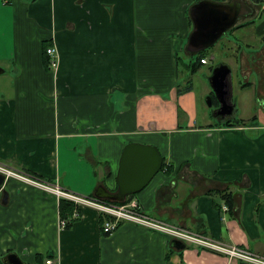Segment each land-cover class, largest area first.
Segmentation results:
<instances>
[{"label": "crops", "instance_id": "1", "mask_svg": "<svg viewBox=\"0 0 264 264\" xmlns=\"http://www.w3.org/2000/svg\"><path fill=\"white\" fill-rule=\"evenodd\" d=\"M198 1L0 0V161L95 195L100 185L117 191L127 144L154 145L164 168L131 199L152 217L264 256V1L244 0L250 9L208 48L219 62L199 65L201 90L192 76L176 81L184 51L197 58L186 47ZM46 46L59 52L56 71L47 67ZM192 62L185 66L194 74ZM221 64L232 70L233 114L215 112L217 98L204 104L215 95L209 77ZM59 218L54 194L6 178L0 256L15 252L27 263L49 254L45 262L53 264H250L195 243L177 246L130 222L107 234L90 207L71 227L59 228Z\"/></svg>", "mask_w": 264, "mask_h": 264}, {"label": "water", "instance_id": "2", "mask_svg": "<svg viewBox=\"0 0 264 264\" xmlns=\"http://www.w3.org/2000/svg\"><path fill=\"white\" fill-rule=\"evenodd\" d=\"M250 9L244 0L214 1L199 0L192 5L190 15L193 29L188 39L186 50L190 54H198L213 46L219 39L235 27L239 19ZM4 70L0 67V73ZM232 70L225 64L217 66L209 77V84L219 102L215 112L223 115L233 114L234 103L231 82ZM208 104L211 106V98ZM164 158L159 149L150 144L132 142L125 146L117 174V191H109L100 185L95 196L123 202L129 195L136 194L144 189L155 175L161 171ZM5 176L0 173V190L3 189ZM4 196H7V192ZM185 246L182 240L174 239ZM6 264H27L21 257L12 252L4 257Z\"/></svg>", "mask_w": 264, "mask_h": 264}, {"label": "built area", "instance_id": "3", "mask_svg": "<svg viewBox=\"0 0 264 264\" xmlns=\"http://www.w3.org/2000/svg\"><path fill=\"white\" fill-rule=\"evenodd\" d=\"M46 54L48 56L47 67L52 71H56L59 66V52L57 48L55 46H48L46 48ZM201 62L203 64L207 63V58H202ZM0 173H2L6 178H17L28 184L48 191L54 194L59 200L65 199L73 202L76 205L74 212L75 218L80 216V210L82 208L90 207L95 209L99 214H103L105 217L103 222V231L107 234L114 232L122 223L130 222L152 231L164 233L173 238L212 249L228 256L230 259H235L250 264H264V256L257 254L248 248L227 244L221 240L211 238L198 232H193L187 227L177 226L161 219L152 217L143 210L142 206L139 205L136 200L130 199L124 203H117L109 199L96 197L94 195L91 196L78 194L58 184H52L48 181H45L36 175L14 169L1 161ZM223 210H227L226 205L223 206ZM67 223L68 221L66 219L59 218L58 226L59 228H65ZM45 263L53 264L52 259H48Z\"/></svg>", "mask_w": 264, "mask_h": 264}, {"label": "trees", "instance_id": "4", "mask_svg": "<svg viewBox=\"0 0 264 264\" xmlns=\"http://www.w3.org/2000/svg\"><path fill=\"white\" fill-rule=\"evenodd\" d=\"M224 1H226V0H220V2H224ZM254 1H258V0H254ZM46 48H47V46L45 47V53H46ZM207 50H204V51L198 53L197 54L196 61L195 62H192L191 68H193V72L194 73L199 69V65L202 64L201 63V59L204 58V57H206ZM47 60L48 59L45 57L46 64H47ZM212 101H213V104H215V102H216V97L215 96L212 97ZM228 124L233 125V126H236V125H239L240 124V121L239 120H236V122H234V123H228ZM164 165H165V163L163 164L162 169L164 168ZM117 188H118V186H117ZM134 195L135 194L129 195L126 198V200L123 201V202H117V201H115V202H117V203L127 202ZM74 212H75V204L73 202H70V201L65 200V199H61L60 200V215H61V218L66 219L68 221V223L66 225L67 228L68 227H71L72 224L74 223V221H76V220L79 219L78 216L76 218L74 217ZM104 220H105V217L103 216V214H100V222H101L102 231H103V222H104ZM46 257H51V256L49 254H47L46 256H44L42 254H36L34 256L33 261L27 262V264H45ZM0 264H6L4 262V260H3V257H1V256H0Z\"/></svg>", "mask_w": 264, "mask_h": 264}, {"label": "rangeland", "instance_id": "5", "mask_svg": "<svg viewBox=\"0 0 264 264\" xmlns=\"http://www.w3.org/2000/svg\"><path fill=\"white\" fill-rule=\"evenodd\" d=\"M243 31H247V32H251L252 31V26L251 25H245L244 27H243ZM206 55H208V57H207V59H209V61H210V64L211 65H213V66H216L217 65V63L219 62V57H217L215 60H214V58H211V55L209 54V52H206ZM192 56V55H191ZM182 58H183V60H181V61H179V67H178V75H177V77L178 78H176V81L178 82L179 81V83L178 84H180V83H184L185 81H186V79H188L189 77H191L192 76V78H194L195 79V82H194V84H195V86H197V88H199L200 90L203 88V82H202V80L200 79V76H199V70L196 72V73H192V71H191V69H189V68H187L185 65L186 64H188L190 61H196V57L194 58H192L191 57V60H190V57H188V55H186V53H185V51H184V53L182 54ZM177 84V85H178ZM214 95V93H212V96ZM215 96V95H214ZM209 98H212L211 97V95H207L206 97H205V100H204V104L206 105H204L205 106V108H207L208 107V101H209ZM91 196H93V195H91ZM95 196V195H94ZM97 197V196H96ZM100 198V197H99ZM104 199H107V198H104ZM109 200H111V199H109ZM111 201H113V200H111ZM1 231H2V229L0 228V234H1ZM113 233V232H112ZM183 241V240H182ZM5 247V244L3 243V244H0V255L3 253V251H2V248H4ZM28 256V258H30L31 257V255L29 254V255H27Z\"/></svg>", "mask_w": 264, "mask_h": 264}, {"label": "flooded vegetation", "instance_id": "6", "mask_svg": "<svg viewBox=\"0 0 264 264\" xmlns=\"http://www.w3.org/2000/svg\"><path fill=\"white\" fill-rule=\"evenodd\" d=\"M7 255H8V254H7ZM7 255H6V256H7ZM6 256H4V257H6ZM4 257H3V259H4Z\"/></svg>", "mask_w": 264, "mask_h": 264}]
</instances>
